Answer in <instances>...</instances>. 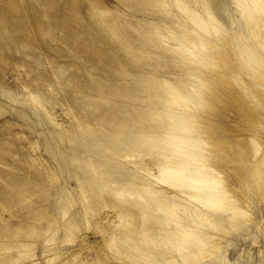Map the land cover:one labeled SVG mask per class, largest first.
Listing matches in <instances>:
<instances>
[{
    "label": "rangeland",
    "instance_id": "obj_1",
    "mask_svg": "<svg viewBox=\"0 0 264 264\" xmlns=\"http://www.w3.org/2000/svg\"><path fill=\"white\" fill-rule=\"evenodd\" d=\"M197 18L204 29L247 39L260 56L235 0H0V264L179 257L166 246L181 238L172 218L193 228L201 210L147 177L158 174V152L168 146L167 130L155 131L145 112L153 104L186 112L166 104L172 86L200 97L161 41L179 32L176 24L215 41ZM116 108L129 112L123 122H113ZM250 207L257 220L243 226L207 212L228 228L222 243L231 260L264 264V199L252 197Z\"/></svg>",
    "mask_w": 264,
    "mask_h": 264
},
{
    "label": "bare ground",
    "instance_id": "obj_2",
    "mask_svg": "<svg viewBox=\"0 0 264 264\" xmlns=\"http://www.w3.org/2000/svg\"><path fill=\"white\" fill-rule=\"evenodd\" d=\"M235 2L260 56L247 39L232 37L218 27L204 29L206 23L198 18L195 24L215 41L179 24V32L161 35V41L185 63L184 74L200 93L199 98H193L192 93L172 86L176 95L166 104L174 102L186 112H166L154 104L145 112L155 131L167 130L168 146V151L163 148L158 152V174L147 172V177L192 199L201 210L193 228L184 225L180 217L172 218L181 238H167V248L179 254L168 261L170 264L178 259L188 264L216 256L238 264L229 258L222 243L228 228L210 218L207 211L223 215L234 226H243L257 220L251 198L264 199V119L257 113L258 105L264 111V0ZM157 83L147 85L154 88ZM116 111L121 117L113 120L115 123L129 115L122 108ZM143 230L153 235L149 227ZM257 238L254 245H258ZM132 246L145 250L137 242Z\"/></svg>",
    "mask_w": 264,
    "mask_h": 264
}]
</instances>
